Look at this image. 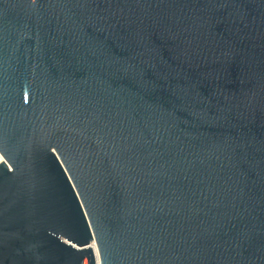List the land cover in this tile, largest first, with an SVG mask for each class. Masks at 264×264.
<instances>
[{
	"label": "water",
	"instance_id": "water-1",
	"mask_svg": "<svg viewBox=\"0 0 264 264\" xmlns=\"http://www.w3.org/2000/svg\"><path fill=\"white\" fill-rule=\"evenodd\" d=\"M0 155V264H264V0H0Z\"/></svg>",
	"mask_w": 264,
	"mask_h": 264
},
{
	"label": "bare ground",
	"instance_id": "bare-ground-1",
	"mask_svg": "<svg viewBox=\"0 0 264 264\" xmlns=\"http://www.w3.org/2000/svg\"><path fill=\"white\" fill-rule=\"evenodd\" d=\"M2 162H3V158H2V156L0 155V163H2ZM65 243H66V244H69V245H72V247H74V248H79V247H77V246L71 244L70 242H65ZM91 248H92L93 253H94V257H95V260H96V264H100V263H99V256H98L97 247H96V245H95L94 242L91 243Z\"/></svg>",
	"mask_w": 264,
	"mask_h": 264
}]
</instances>
